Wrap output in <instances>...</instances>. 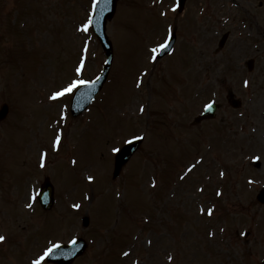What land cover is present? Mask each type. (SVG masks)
Masks as SVG:
<instances>
[{"label": "rangeland", "instance_id": "rangeland-1", "mask_svg": "<svg viewBox=\"0 0 264 264\" xmlns=\"http://www.w3.org/2000/svg\"><path fill=\"white\" fill-rule=\"evenodd\" d=\"M92 3L0 0V106L9 105L0 119V235L6 237L0 264H31L50 243L79 236L87 247L71 264H259L264 0H185L182 11H173L176 0H117L106 23L113 43L108 82L87 112L68 116L70 93L57 100L50 93L76 73L82 56L74 42L82 43L84 35L76 34ZM169 27L171 52L150 63V49L164 42ZM89 47L81 73L87 80L104 62L94 39ZM229 91L239 108L228 104ZM212 97L217 116L196 121ZM138 133L144 139L127 162L130 172L123 183L110 184L105 171L111 182L118 177L108 147L115 136ZM150 175L154 188L147 185ZM44 176L58 202L49 211L29 200ZM70 201H80L81 209ZM29 202L31 209L24 207ZM85 211L89 222L82 226ZM128 245L134 254L121 258Z\"/></svg>", "mask_w": 264, "mask_h": 264}, {"label": "snow or ice", "instance_id": "snow-or-ice-1", "mask_svg": "<svg viewBox=\"0 0 264 264\" xmlns=\"http://www.w3.org/2000/svg\"><path fill=\"white\" fill-rule=\"evenodd\" d=\"M101 0H93V3H92V11L90 14L87 15V18L82 21L78 27V31H81V32H84V33H88L91 28L93 27L94 25V16H95V13L97 11H100L101 13L103 12V9H99V4H100ZM104 3L107 4V3H110V0H104ZM179 4L177 3V5H175L173 7V11L176 10V7H178ZM172 39V30H171V27H169L168 29V34H167V37L165 38L164 42L163 43H160L158 44L156 47H153L150 49L152 55H151V59L153 61L156 60V53L159 51V50H164V49H167L169 47V44H170V41ZM82 51L86 54L87 51H88V45H87V42H85L84 46H83V49ZM85 59H86V56H83L80 60H79V63H78V66L75 68V72L77 74H81L83 72V69H84V66H85ZM145 75H147V72L145 71L144 73ZM97 80H99V77H97ZM87 83H92V84H95L96 81H83V80H73V81H70L67 85H64V86H61L59 88V90H56V91H53L50 93V99L52 100H57L61 97H63L64 95L66 94H69L71 92H73V90L79 86L80 84H87ZM141 83V81H138L137 83V86H139V84ZM245 85L247 86L248 85V81H244ZM205 109H211L212 107V102H209V103H206L204 105ZM139 111L140 112H144L145 111V108L143 105H141L139 107ZM136 139H143V137L141 136H136V135H133L132 136V140H136ZM60 142H61V136L59 134H57L55 136V139H54V142H53V146L54 147H59L60 145ZM128 143H130L131 141H126ZM111 152L113 153H117L120 151L119 147H112L110 149ZM43 159V157H42ZM203 159V158H201ZM255 159H259V157H255ZM73 164L76 163L75 160L72 161ZM43 163L41 164V167H43ZM196 167V165H192L191 167H189L188 171L191 172L194 168ZM221 176L224 175L223 172L220 173ZM87 179L89 181H93L94 180V177L92 175H89L87 177ZM181 179H183V177H181ZM153 186H155V181L153 182ZM219 194V193H218ZM39 194L37 193H31L30 196H29V200L31 201H35L37 199ZM26 207L31 209L33 207V203H26ZM72 207L74 208H77L79 209L81 207L80 204H73ZM203 211V209H201ZM209 214L212 213V209H208L207 210ZM244 233H242L243 235ZM6 240V237L4 235H0V243L4 242ZM76 239H72L69 241V243L75 245L76 244ZM148 243H151V241H149ZM61 245L59 242H52L49 244V246L45 247L41 253L37 254L36 255V258L33 259L31 261V264H44L46 258L50 257L53 255V253L57 252L59 249H60ZM125 256H128L129 253L128 252H125L124 253ZM169 260H172L173 257L172 256H169L168 257Z\"/></svg>", "mask_w": 264, "mask_h": 264}, {"label": "water", "instance_id": "water-1", "mask_svg": "<svg viewBox=\"0 0 264 264\" xmlns=\"http://www.w3.org/2000/svg\"><path fill=\"white\" fill-rule=\"evenodd\" d=\"M114 0L112 1V8H110V10L109 11H106L107 9H108V3L107 4H105L104 3V0H101V2H100V4H99V9H103V10H105V12L103 13H101L100 11H97L96 13H95V16L96 17H98V18H100L103 22L105 21V19H107V18H109L111 15H112V13H113V7H114ZM94 16V17H95ZM99 19V20H100ZM100 84V80H98L95 84H94V87L92 88V89H90V90H80L79 91V93H81V94H86L87 96H92L93 95V93L95 92V90H97L99 87H98V85ZM89 101V99H85V103L86 102H88ZM84 103V104H85ZM210 116V115H209ZM126 155H127V152H126V150L124 149V150H122L121 152H120V154H119V162L120 161H123L124 159H125V157H126ZM44 190H47V187L45 186L44 187ZM77 253V252H76ZM58 261H62V260H58Z\"/></svg>", "mask_w": 264, "mask_h": 264}]
</instances>
